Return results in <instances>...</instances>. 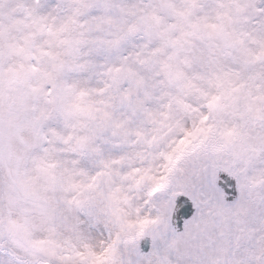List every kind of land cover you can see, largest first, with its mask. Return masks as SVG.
<instances>
[{
    "label": "snow or ice",
    "instance_id": "obj_1",
    "mask_svg": "<svg viewBox=\"0 0 264 264\" xmlns=\"http://www.w3.org/2000/svg\"><path fill=\"white\" fill-rule=\"evenodd\" d=\"M0 264H264V0H0Z\"/></svg>",
    "mask_w": 264,
    "mask_h": 264
}]
</instances>
